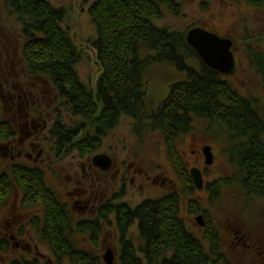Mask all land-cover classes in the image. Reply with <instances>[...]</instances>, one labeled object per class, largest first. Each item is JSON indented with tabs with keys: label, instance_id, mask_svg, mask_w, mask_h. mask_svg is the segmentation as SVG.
<instances>
[{
	"label": "flooded vegetation",
	"instance_id": "obj_1",
	"mask_svg": "<svg viewBox=\"0 0 264 264\" xmlns=\"http://www.w3.org/2000/svg\"><path fill=\"white\" fill-rule=\"evenodd\" d=\"M224 38H227V36ZM242 45L245 46V53H247L249 62L255 68V73L261 78V84L264 85V69H262V74L257 70L260 62L261 67H264V55L260 53L259 56H252L253 41L245 40ZM236 46L237 44L234 42L233 52ZM235 57L237 67L233 75L225 76L215 72L205 64L204 66L220 75L224 85H230L235 89L230 83L231 78L237 75L240 64L236 53ZM256 57H259V59ZM20 68V73L18 72L16 79L11 81L9 77L5 79L8 89L5 90L2 84L0 91V116L2 117H0V264H62L68 258L71 259L73 264H76L72 260L73 255L89 253L86 249L81 250L75 244V240L82 237L89 243V239L94 237V233L97 232L99 246L95 247L89 243L90 248L97 251L101 248V240L109 231L117 232L119 242L117 252H119V255L114 253V264H121L122 238L125 241H132L136 249L148 246L147 241L142 238L141 230H139V221L134 220L125 230L123 220H120L122 214L125 216L130 215L138 209H144L147 204L161 209L163 201L168 198L176 199L177 196L180 198V206L182 204L185 207L190 202H194L200 207L204 205L202 201L191 198L190 194L192 193H204L206 200H210L213 195L218 194L220 205L223 203L225 194L223 184L220 183L223 178H218L214 182L208 181L209 171L215 167V160L219 158L218 149L222 142L227 146L224 156H227V160L229 156L233 161H236L234 170L237 172L234 171V182L239 181L246 172L242 168L241 159L247 155L250 160L247 168L252 182L247 187L250 193H246L247 188L245 185L243 186L237 182V190L242 194L246 193V197L244 201L236 204L240 209L239 215L241 218L239 219L243 221V225L250 223L255 227V236H258L259 233L264 238V195L258 192L264 191V105L259 96H250L245 92L239 93L235 89L243 95L246 101H252L251 105L256 108L257 116H259L257 122L246 126L247 130L245 132H240L233 123H216L212 120V115L210 116L211 124L209 127L202 124L205 119L195 115L194 119H191L200 122L198 125H191L186 131L177 132L174 140L176 142L175 148L180 152L182 162L192 179V184L189 183L188 187V195L190 196L183 197L180 194L181 177L177 173L174 163L175 174H178L175 180L164 175V172L160 171L161 167L154 166L148 170L136 162V159L128 163L125 159L120 160L123 157L124 150H120L118 147L112 146L103 151V147L106 146L105 140L111 136L112 132L119 129L122 125V118L121 111H116L115 107L113 108V114L111 111L109 112L110 108L104 107L107 104L104 101V86L99 84L101 81L100 75L103 73L102 69L97 84L90 86V89L95 95L94 98L101 101L102 105H99V108L104 113L101 116L102 120L116 124L105 137L100 139L90 134L91 130L88 127V122H82L73 115L69 101L61 99L51 82L45 77L29 71L28 62L25 61L24 57L20 63ZM178 72L184 78L174 84L187 83L189 78L185 75L186 72ZM38 81L46 84L47 93L50 95L52 102L44 103L40 97L41 93L38 92ZM174 84L170 87L173 88ZM206 85L210 90L214 89L211 81L207 80ZM193 86L198 90L200 87L199 81H194ZM172 88H170V95ZM146 89V94L149 99L154 100L155 105L156 100L151 97L149 88ZM112 96L116 97L115 93ZM166 100L156 106L163 105ZM197 104V109L205 108L200 102H197ZM124 119L129 120L128 118ZM79 122L82 127L77 129ZM150 135L152 137L159 135V139H161L168 152L170 146L165 142L160 131L150 130ZM89 139L94 142L99 141L98 148H94L91 142L90 144L87 143V149H80L76 146L77 142H88ZM184 144H189L188 148L195 145L197 150H189L185 154L180 149ZM208 147H211L214 162L210 166L206 163V155L203 151ZM101 155L108 157L110 165L99 166L95 163V158ZM257 157L262 160L261 165L256 164ZM69 158L76 162L75 168L77 169L66 178L67 180L65 179L66 184L60 178L59 172H62L61 169H56V167ZM170 161L172 163L171 158ZM192 163L194 165L191 167ZM194 168L203 173L205 187L201 191L196 188L190 173V170ZM49 176L55 181H53L54 183L60 185V190L57 189L55 184H52ZM37 180H41L43 190L50 192V198L58 205V222L60 226L63 225L59 231L63 236V240L68 244L61 252L50 245L52 238L50 234H47L51 222L56 220H52L43 202L47 195L41 194L36 198L28 199L31 201L27 200L26 190L28 188L31 190L29 184H31V181L36 182ZM215 183L219 184H217V188L214 186ZM24 187H27V189ZM135 187L143 193V198L136 204L129 199L128 195L129 189ZM150 187L155 190V193L151 192ZM203 209L204 212L201 211L200 214L194 216L196 219L200 216L204 217L205 226L201 228L206 232L209 219L207 218V220V214H204L207 212L206 207ZM83 226L89 228V232H91L89 237L79 233V227ZM135 227L139 231L140 243H136L133 239L135 236L133 228ZM192 233L194 234L193 231ZM246 234L235 232L236 242L234 245L243 244L244 247L256 249L255 246L252 247L245 242ZM75 235L80 237L77 236L74 239ZM217 237L221 241L220 231L217 232ZM36 239H39V243L43 242L49 245L50 255H43L39 251ZM257 243L260 244V242ZM111 251L113 253V250ZM92 260V264H102L98 259Z\"/></svg>",
	"mask_w": 264,
	"mask_h": 264
},
{
	"label": "trees",
	"instance_id": "obj_2",
	"mask_svg": "<svg viewBox=\"0 0 264 264\" xmlns=\"http://www.w3.org/2000/svg\"><path fill=\"white\" fill-rule=\"evenodd\" d=\"M239 1L264 12V0ZM0 3L4 14L8 19L15 20L27 40L23 57L28 62L29 71L51 82L61 99L69 101L73 115L82 122H88L91 135L100 139L105 137L116 123L102 120L104 113L99 108L101 101L94 98L90 86L80 80L77 70L81 60L79 48L70 36L71 27L66 26L69 10L57 8L49 0H0ZM164 8L174 16H180L178 0H95L89 8L97 36L92 46L95 48L98 65L103 70L99 84L104 86V101L107 102L104 107L110 108L112 114L114 107L116 111H121L122 121L128 118L132 122V131L139 134L140 138L150 130L160 131L170 146L168 153L177 173L184 179V192L187 194L192 179L180 152L175 148L177 132L186 131L193 125L195 115L207 120L212 115L213 121L233 123L240 132H245L246 126L257 122L259 116L256 108L251 105L252 101H246L230 85H224L220 75L201 63L198 54L186 43L188 33L171 31L159 25L166 18ZM194 27L197 26L191 29ZM260 53L251 51L252 56H259ZM196 61L199 68L194 65ZM163 64L186 72L189 80L185 84H174L169 99L163 105L156 106L154 100L146 94L145 74L152 66ZM262 69L264 67H261L260 62L257 70L261 74ZM193 79L199 81L198 90L193 86ZM207 80L211 81L213 90L207 87ZM113 93L116 97L112 96ZM197 102L205 108L197 109ZM78 124L77 129L82 127L80 122ZM90 139L88 142L79 141L76 146L87 149V143L90 142L94 148L99 146V141ZM228 160L236 164L229 156ZM241 160L242 168L246 171L241 177V185L247 188L252 183L247 171L250 160L247 155ZM261 163L262 160L257 157L256 164ZM220 183L222 185L223 180ZM217 184L214 185L216 188ZM29 186L31 190L24 187L27 189V200L41 194L47 195L43 202L52 220L56 219L51 222L47 234L52 238L50 245L61 252L68 244L59 231L63 225L60 226L58 222V205L50 198V192L43 190L41 180L31 181ZM246 191L250 193L248 188ZM258 192L264 195V191ZM216 195L217 198L212 199V202L218 203ZM188 205L192 214L204 212L203 207L194 202ZM161 207L158 209L147 204L144 209H138L130 215L122 214L120 220H123L125 230L134 220L139 221V230L148 246L136 249L132 241L122 238L121 264H209L212 259L201 240L180 217L179 196L163 201ZM207 227L206 238L217 253V227L210 221ZM78 230L87 237L91 234L87 226L79 227ZM97 237L96 232L89 239L92 246H99ZM72 260L76 264L93 263L91 255L86 252L73 255Z\"/></svg>",
	"mask_w": 264,
	"mask_h": 264
},
{
	"label": "rangeland",
	"instance_id": "obj_3",
	"mask_svg": "<svg viewBox=\"0 0 264 264\" xmlns=\"http://www.w3.org/2000/svg\"><path fill=\"white\" fill-rule=\"evenodd\" d=\"M49 2L57 8L64 7L69 10L66 26L71 27L70 36L77 48H79L81 60L77 65V70L80 80L86 85L95 86L101 70L96 58L95 48L92 46V43L97 38L96 27L93 25L89 15V8L95 0H49ZM178 2L180 3V16H174L164 8L166 18L159 22V25L179 33H189L193 26H197L210 32H216L221 37L227 36L232 39L237 44L234 52L240 64L237 75L231 78L230 83L239 93L245 92L250 96H259L263 100L264 105V85L261 84V78L255 73V68L249 62L247 53H245V46L242 45L245 40L253 41V51L261 52L264 55V12L239 0H178ZM1 6L2 4L0 3V91L2 84L5 90L8 89L5 79L7 77L10 78V81L16 79V75L21 70L20 63L23 60V46L26 43L21 27L16 24L14 19H8ZM194 65L197 68L200 67L197 61ZM145 78L150 95L156 100V105H158L165 99H169L170 88H172L170 86L182 80L184 76L175 68L168 64H163L161 66H152L145 74ZM38 92L41 93L40 97L44 103L52 102L50 95L47 93L48 90L45 83L38 81ZM67 122L70 123L68 120ZM199 123L194 121L193 125H198ZM216 123L219 124V121H216ZM202 124H205V127H209L211 120L205 119ZM132 129V122L124 119L119 129L112 132L111 136L105 140L106 146L102 150H108L112 146L118 147L120 150H124L123 157L120 160L125 159L128 163L136 159V162L148 170L154 166L161 167L160 171L164 172V175L175 180L178 174H175L173 163L170 161V154L166 151L161 139H159L160 136L155 135L152 137L151 135L149 136V133H145L143 138H140L139 134H136ZM188 145H182L180 148L181 152L186 154L189 150H197L195 145L189 148ZM226 147L224 142L220 144L218 149L219 158L215 160V167L211 168L208 174L209 182L223 178L225 195L221 205L219 200L218 203L212 202V199L217 198V195H213L210 200H206L204 193H192L190 194L191 196L188 193L186 194L184 192L186 188V185L183 184L184 179L180 178V185H182L180 186L181 196H190L196 201H202L205 206L201 205V207H206L209 221L216 225L218 232L220 231L221 241L218 243L217 253L211 248L206 238L205 230L196 223L195 214L191 213V208H189L188 204L185 207L181 204L180 216L184 219L188 228L201 240L204 249L212 259L209 264H264L263 235L258 233L259 237L255 236V227L250 225V223L244 226L243 221L239 219L241 218L239 215L240 209L236 203L244 201L246 193L242 194L236 188L237 182L242 183L241 178L239 181L233 182L234 171L236 170H234V164L227 160V156H224ZM184 157L186 156L184 155ZM192 165L194 164L192 163L191 167ZM75 167L76 162L72 158L66 159L56 167V169H61L62 172H59V175L62 181L64 180V183L67 184L65 182L66 178L73 174L77 169ZM49 178L52 184H55L57 189L60 190V185L54 183L55 181L51 176ZM229 183H233V185ZM154 191L151 188V192L155 193ZM142 194L137 187L130 188L128 191L129 199L134 204L143 198ZM133 231L135 233L134 241L140 243L139 231L136 227L133 228ZM235 232L247 233L245 242L252 247L255 246L256 249L244 247L243 244L234 245L236 242ZM77 236L75 235L74 239ZM36 241L39 251L43 255H50L49 245L43 242L39 243V239H36ZM101 242V248L93 251L84 238L80 237L75 240V244L81 250L86 249L88 251L91 259H98L104 264L103 257L106 254V249L113 250V253L119 255V252H117L119 245L117 232L109 231ZM257 242H260V244ZM62 264L73 263L68 258Z\"/></svg>",
	"mask_w": 264,
	"mask_h": 264
},
{
	"label": "water",
	"instance_id": "obj_4",
	"mask_svg": "<svg viewBox=\"0 0 264 264\" xmlns=\"http://www.w3.org/2000/svg\"><path fill=\"white\" fill-rule=\"evenodd\" d=\"M186 43L198 54L203 64L209 68L223 74L225 76L233 75L236 71L237 63L235 53L233 52L234 41L229 37H221L218 33L210 32L201 27H194L186 36ZM206 163L208 166L213 164V156L211 147L205 148ZM95 163L99 166L110 165V160L107 156H99L95 158ZM196 188L201 191L205 184L203 173L194 168L190 170ZM200 227H204V217L200 216L197 219ZM103 258L105 264H114V253L109 249L105 252Z\"/></svg>",
	"mask_w": 264,
	"mask_h": 264
}]
</instances>
